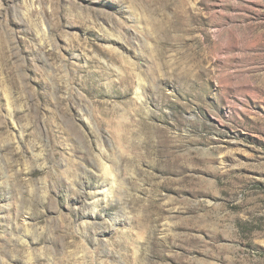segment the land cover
Masks as SVG:
<instances>
[{"label":"rangeland","instance_id":"374dc122","mask_svg":"<svg viewBox=\"0 0 264 264\" xmlns=\"http://www.w3.org/2000/svg\"><path fill=\"white\" fill-rule=\"evenodd\" d=\"M0 264H264V0H0Z\"/></svg>","mask_w":264,"mask_h":264}]
</instances>
